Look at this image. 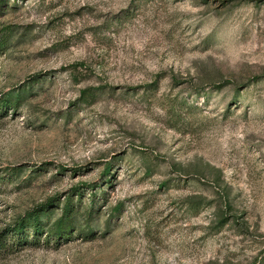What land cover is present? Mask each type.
I'll use <instances>...</instances> for the list:
<instances>
[{
  "label": "rangeland",
  "instance_id": "1",
  "mask_svg": "<svg viewBox=\"0 0 264 264\" xmlns=\"http://www.w3.org/2000/svg\"><path fill=\"white\" fill-rule=\"evenodd\" d=\"M2 39L0 237L48 208L0 264H264V0H0Z\"/></svg>",
  "mask_w": 264,
  "mask_h": 264
},
{
  "label": "trees",
  "instance_id": "2",
  "mask_svg": "<svg viewBox=\"0 0 264 264\" xmlns=\"http://www.w3.org/2000/svg\"><path fill=\"white\" fill-rule=\"evenodd\" d=\"M4 40H0V48L4 45ZM18 99L11 101L10 99L0 96V114L1 111L7 106H15ZM47 203L41 204L36 208L27 211L23 216L18 217L14 223L7 228V234L9 240H6L3 236L0 237V247L4 248L5 244L14 245H26L38 240L39 234L42 232V223L40 221V214L47 210ZM73 206L69 197L66 198L62 207L61 216L55 221L54 225L49 228V231H53L56 235V239L62 236V233L66 232L70 226V212ZM48 239V238H47Z\"/></svg>",
  "mask_w": 264,
  "mask_h": 264
}]
</instances>
